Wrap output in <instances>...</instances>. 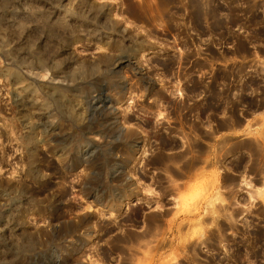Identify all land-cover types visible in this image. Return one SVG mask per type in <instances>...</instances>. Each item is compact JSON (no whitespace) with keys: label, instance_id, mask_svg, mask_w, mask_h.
I'll list each match as a JSON object with an SVG mask.
<instances>
[{"label":"rangeland","instance_id":"374dc122","mask_svg":"<svg viewBox=\"0 0 264 264\" xmlns=\"http://www.w3.org/2000/svg\"><path fill=\"white\" fill-rule=\"evenodd\" d=\"M162 1L0 0V72L23 78L19 85L0 73V264H209L200 258L214 252L223 258L217 264H264V178L244 177L236 193H226L225 168L212 164L184 186L169 180L170 195L162 198L167 189L138 175L151 174L147 160L159 147L151 141L178 126L185 84L194 88L213 77L217 36L211 31H233L234 43L225 47L245 31L263 33L250 44L245 76L263 80L252 93L264 98V0L213 2L212 14L200 21L191 0ZM121 55L133 59L122 63L116 88L111 65ZM231 61L238 64L237 57ZM48 83L64 87L60 97L49 95ZM189 93L195 95L190 101L201 96ZM108 105L120 134L102 123ZM129 132L136 137L128 139ZM232 136L264 143V113ZM175 142L168 151L180 149ZM128 147L133 157L126 164ZM120 177L128 187L122 194L142 205L117 209ZM93 193L114 205L115 217ZM137 208L141 213L132 217ZM149 215L162 216L149 242L112 249L113 239L140 234ZM87 216L90 222L82 224ZM229 216L230 241L212 251L203 243L216 221ZM70 227L76 231L69 234ZM236 243L245 251L235 250Z\"/></svg>","mask_w":264,"mask_h":264},{"label":"flooded vegetation","instance_id":"af4514ba","mask_svg":"<svg viewBox=\"0 0 264 264\" xmlns=\"http://www.w3.org/2000/svg\"><path fill=\"white\" fill-rule=\"evenodd\" d=\"M217 33H223V31ZM251 36H253L251 31H245L244 35H242V37L249 38ZM224 37L225 40H220L219 36L216 37L215 41L218 45L213 47L214 50H212L210 55L211 59L217 64V67L215 68L213 77L208 81H204L205 86L208 84L210 87L209 93L202 94L199 98L190 101L195 96L189 93L191 90H202L197 87L198 84L194 88L190 83L185 84L184 108L179 113L177 112L179 116L177 121L178 126H172L171 129L173 131H163L166 133L165 135L158 136L157 141H151L159 146L157 149L153 148L154 150L151 148L153 153L147 160L149 167L146 168V171L151 170V174H146L142 171L138 173L139 178L142 179L145 176L150 180L154 179L153 182L158 183L156 187L167 189L166 193H160L162 198L170 195V193H167L170 187L169 180L177 178L180 180L178 184L184 186L188 180L194 177L197 171L212 164L216 166L219 164L228 166L231 169H225L222 176V186L223 177L226 179L230 177L234 180L233 184H230L229 181H224V183L229 184L227 186L229 189H226V193H236L244 177H248L252 183L261 182L264 178V167L258 175L250 174V170L245 169V167L250 166L252 161L251 155L245 147L250 144L261 146L263 142L249 138L234 140L232 136L235 132L245 130L257 113H264V98H255L252 93V91L257 92V94L259 93L261 87H263L262 82L259 81L263 80L245 76L250 67L251 52L249 50L252 49L251 46L247 45L246 49L249 54L246 56V59L242 60L238 56V53L234 55L233 47L223 46L233 42L232 39H229L231 36L225 35ZM254 41V39H251V42ZM219 42L222 44L219 45ZM248 42L247 40L246 43ZM234 57L238 59V64L236 65H233L231 61ZM223 60L226 62L224 63ZM241 66L246 71L239 74L238 69ZM174 132L179 133L177 138ZM176 139L179 140L180 149L172 152L168 151L177 147ZM233 149H236L237 152L233 151ZM207 151L210 155L209 158L206 157ZM177 154L181 157L180 163L177 165L179 170L175 169V165L171 166L169 164L173 172L172 174L167 175L161 172L157 165H154L155 161L159 158H156L154 164H152V160L156 156H162L166 159V156ZM167 210L166 208L165 211ZM216 223L223 227L232 225L228 221V218L217 220ZM214 233L211 232L213 236ZM226 235L227 232L225 233ZM226 239L228 238L226 237ZM206 245L214 251L221 244H215V241H208ZM236 245H238V252L245 251L244 248L240 249L242 247L240 243H236ZM245 245L249 249V244ZM238 255L240 256V254ZM220 259L223 258L217 256L216 252L207 254L205 258H200L204 262L211 261L215 264ZM225 259L233 260V258L228 257ZM237 259L243 260L241 257Z\"/></svg>","mask_w":264,"mask_h":264},{"label":"bare ground","instance_id":"6f19581e","mask_svg":"<svg viewBox=\"0 0 264 264\" xmlns=\"http://www.w3.org/2000/svg\"><path fill=\"white\" fill-rule=\"evenodd\" d=\"M163 3H169L170 1L169 0H163L162 1ZM213 2H217V3H226V4H231V3H235V0H191L190 1V6L192 8V10H194V13H193V17L196 21H200L202 19H205L207 16L211 15L212 12H210L209 10H207V8L210 7V5L213 3ZM219 25V23H216V25ZM219 31H211V35L213 36H219L220 37V40H225V35L227 36H231L229 39H234L236 38V35L233 34V31H223V33H217ZM253 36H251V38L249 37H241L242 39L238 40L237 44L233 45V49H234V55H237L238 53V56L241 57L242 60L246 59V56L249 54L246 47L247 45H250L251 43V39H254L256 36L258 37H262V34L263 33H260V32H252ZM214 38V37H213ZM249 41L248 43H246V41ZM234 43V41H233ZM222 44L221 42H219V45ZM217 42L215 41L214 42V46H217ZM251 54V53H250ZM132 55H129V56H124V55H121L119 56L118 58H116L113 63H112V68L113 70L115 71L114 74H115V82L113 83V86H116V88H120V86L122 85V81L120 79V77H118V75H116L119 70L121 69V65L124 61H126L128 64L130 63V61L132 60ZM213 60V59H211ZM224 62H226L225 60H223ZM136 70V68H135ZM5 73L6 76H8L9 78H11L15 84H22L23 83V78L20 77V73L18 71H15V72H11L9 70H5V71H1L0 73ZM28 73V72H27ZM233 73V72H232ZM238 73L241 74L243 73V67H239L238 69ZM30 75H33V73L30 72ZM232 75V74H231ZM200 84V82H199ZM198 84V87L202 90V91H199L202 94H205V93H209V90H210V87L209 85L207 84L205 86V84L203 83L202 85H199ZM63 86H56L54 84H51V83H48V85L46 86V89L49 91V95L53 96L54 94H56L58 97H60V92L63 90ZM22 92L23 93H28L29 92V87L27 86H23L22 88ZM179 96H182V94L179 92ZM184 102H181L179 105H178V108L176 109V111L179 113L181 109L184 108ZM113 107L112 105H108L107 107V110L109 111V113L106 114V116L104 118H102V123H105L107 124V126H109L110 130L111 131H116V132H119V134L121 133V128L119 126V123L116 121V118L114 117V115H112V113L110 111H112ZM149 122V121H148ZM150 123V122H149ZM152 124V122L150 123ZM101 127L102 124H101ZM134 136L136 137V134L133 133V132H129L128 135H127V138H134ZM97 137H102V133L101 132H98L97 134ZM95 137V138H97ZM146 142V141H144ZM148 142V141H147ZM146 142V143H147ZM135 143V142H133ZM132 146V143H127L126 142V146ZM248 151V153H250L251 155V158H252V161H251V164L250 166L248 167H245V169H248L250 170V174H254V175H258V173H261L262 171V168L264 167V143L260 146V145H255V144H250L248 145L247 147H245ZM128 151L125 153V157L123 159V163H126V164H129L131 161H132V152L130 151L131 148L128 147ZM209 150V149H208ZM233 151L237 152L236 149H233ZM207 155L206 157L209 158V152L207 151L206 152ZM205 157V158H206ZM156 158H159L158 160H156ZM180 159L181 157L177 154V155H170V156H166V159H164L162 156H156L153 158L152 160V164H154V160L155 161V164L154 165H157L158 166V169L160 171H164V172H168V174H172V169L169 167V164L172 166V165H178L180 163ZM117 165V168L118 170L121 169V166L120 164H116ZM222 166V165H221ZM224 167L225 169L227 170H231L228 166H222ZM244 169V170H245ZM119 181V184L121 186V194H122V191H124L125 189L128 190V187H127V183L124 182V179H120L118 180ZM224 181H229L230 184H233L234 183V180L232 178H224L223 177V186L226 189H229V187H227L229 184L228 183H224ZM221 183H222V180H221ZM225 185V186H224ZM199 191H202V188H200ZM227 191V190H226ZM124 193V192H123ZM124 195V194H122ZM122 195H118V194H115V198H117V209L118 208H121V207H124L126 204H131L133 206H140L142 205L141 204V201L139 199H137L135 202H133L132 200H129V198H127L125 195L122 196ZM92 197H93V200L96 202V204L100 205V206H103L105 208H108L112 211L111 215L113 217L116 216L115 214V210H114V205H110V202L109 200H105L106 198L105 197H101V195H99V193H93L92 194ZM220 202H223L222 200ZM141 212L139 211V208L136 209V211L132 214V217L136 216V215H139ZM90 216H87L83 221H82V224H88L90 222ZM161 218L162 216H156V215H149L147 217H144L142 219V224L144 226V230L138 234V235H132L130 234L129 236L121 239V238H116V239H113L112 240V249L113 250H117L118 249V246H120V242L124 243V244H137L140 243V242H149L150 239L153 238V235H155V233L157 232V230L161 227ZM229 220H231V217L229 216L228 217ZM125 222H131V220L128 218L124 219ZM122 223V222H121ZM121 225V224H120ZM216 228L217 230L215 231L214 233V236L211 234V233H208V237H207V240L206 242H204L203 244L206 245L208 244V241H215V244H221V242H227L229 241V239H226V236H225V231L226 230H230L232 229V225H230L229 227H223V226H219L217 223H216ZM76 231V227H70L69 228V231L68 233H74ZM202 231H203V227L201 224H197V228H196V233L199 235V236H202ZM244 237V235H243ZM259 240H256V242H258V245L261 243L262 239L258 236ZM249 242V240H246V242ZM255 244V242L253 243ZM252 245V244H251ZM131 246V245H130ZM211 246V245H210ZM245 248L246 245H245V242H244V245H243ZM255 247V246H254ZM235 250H237L238 248V245L237 246H234L233 247ZM196 250L194 248H191V252H195ZM209 264H212L213 262L211 261H208Z\"/></svg>","mask_w":264,"mask_h":264}]
</instances>
